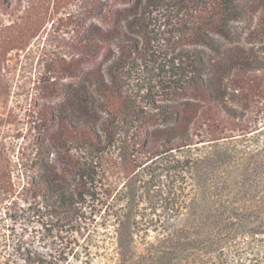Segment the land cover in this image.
I'll return each instance as SVG.
<instances>
[{"label":"trees","instance_id":"1","mask_svg":"<svg viewBox=\"0 0 264 264\" xmlns=\"http://www.w3.org/2000/svg\"><path fill=\"white\" fill-rule=\"evenodd\" d=\"M10 1L0 0L8 15L21 3ZM122 2L85 24L78 56L43 80L27 181L0 171V209L44 217L62 244L88 238L97 264H264V124L253 103L264 71L213 36L237 41L231 22L255 8L248 33L264 39V0ZM168 51L144 110L121 79L131 61ZM91 203L106 208L98 218Z\"/></svg>","mask_w":264,"mask_h":264},{"label":"rangeland","instance_id":"2","mask_svg":"<svg viewBox=\"0 0 264 264\" xmlns=\"http://www.w3.org/2000/svg\"><path fill=\"white\" fill-rule=\"evenodd\" d=\"M15 1H10L11 6ZM124 5L122 0H21L19 10L12 15L0 8V171L17 181H27V168L34 158V137L38 132L32 103L41 94L43 80L52 79L53 67L78 56L80 46L76 37L83 34L85 24L86 27L92 23L100 24L98 18L106 10L121 9ZM256 22L254 8L247 21L231 22L238 32L237 41L227 43L218 35L213 36L220 43H225L226 48H235L246 56L250 55V62L264 71V39L261 36L252 39L248 33ZM159 25L155 27L157 31ZM152 37L155 47L164 43L161 35L152 33ZM199 48L207 53V58L216 57L209 47L201 45ZM171 54L168 51L167 57L159 61L152 58L131 61L125 70L121 84L125 90L138 95V105L144 110L152 109L148 97L157 92L158 82L165 78L160 67L172 65ZM92 67L89 66V70ZM86 84L92 87L95 95L94 86L88 81ZM99 94L101 92L96 91L97 100ZM253 99L256 116L260 124H264V91L256 93ZM234 134L225 131L226 136ZM109 175H106V180L108 177L110 179ZM101 178L105 179L104 176ZM91 205L87 206L86 211L96 213V218L99 212L103 213L106 209L105 206ZM0 210V264H33L23 255L26 251L34 253L42 264L58 261L59 258V264H97L98 257L94 254L95 249L88 247V238H81L77 242L71 239L69 243L64 241L62 244L60 239L51 238V234L57 231L50 224L43 226L44 217H32L28 211L17 213L10 209ZM139 213V219L147 217L145 211ZM10 214L18 215L17 219H12Z\"/></svg>","mask_w":264,"mask_h":264}]
</instances>
